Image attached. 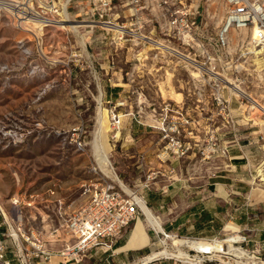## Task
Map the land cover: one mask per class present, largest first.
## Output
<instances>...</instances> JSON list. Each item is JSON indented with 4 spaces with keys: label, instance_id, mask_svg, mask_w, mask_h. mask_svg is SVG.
<instances>
[{
    "label": "built area",
    "instance_id": "2783aa9c",
    "mask_svg": "<svg viewBox=\"0 0 264 264\" xmlns=\"http://www.w3.org/2000/svg\"><path fill=\"white\" fill-rule=\"evenodd\" d=\"M206 0H4L0 1L15 27L36 35L40 39L47 31L67 32L68 22L77 25L71 31L80 42H73L70 54L72 64L78 66L83 58L94 74V83L100 87L101 76L96 70L97 57L108 62L105 80L111 84V72L116 67L118 55L129 67L126 99L115 103L105 102L106 115L113 138L121 131L119 110L127 107L131 115L143 117L145 109L151 108V127L160 134L163 142L156 158L160 163L185 160L194 152L199 161L227 158L228 145L218 139L219 127L237 131L233 102H237L239 118L250 127H259L257 120H264V107L249 92L242 89L247 83V61L252 50H264V0H219L223 5V18L213 35H209L202 20L200 5ZM72 5L74 14L67 11ZM72 18V20L70 19ZM71 24V25H72ZM78 31V30H82ZM101 33V37L95 35ZM103 34V35H102ZM233 34H241L233 48ZM85 38V40H84ZM252 48H243V44ZM95 43H100L94 55ZM76 44V45H75ZM130 54V58L127 55ZM243 60L239 63V60ZM163 62L169 72L181 71L187 76L181 89L182 100L163 99L159 92L160 105L149 100L150 86L145 80L150 74L148 63ZM238 62V64H236ZM96 65V66H95ZM165 73V72H164ZM243 73L244 74L243 76ZM141 80L142 82L138 83ZM144 82V83H143ZM99 92L95 107L102 106ZM264 127V124H260ZM205 129L203 138L196 140ZM260 140H264L259 135ZM78 150L84 143L74 139ZM143 164L144 157H137ZM171 171H173L171 169ZM93 172L102 182L89 186V199L73 211L63 228L68 240L57 251L61 264L80 262L91 249L111 250L114 241L143 215L140 202L141 191L150 187L151 172L140 184L125 190L119 183L106 176L96 164ZM100 182V181H99ZM12 205L20 204L18 199ZM30 205V204H28ZM5 226L10 238L11 251L1 241L0 263L46 264L51 259L42 236L25 230L22 223L9 218L0 208V227ZM165 240L179 239L175 234L158 231ZM58 237L57 230L51 232ZM190 240V239H188ZM205 245L204 248L188 250L189 260L197 264H264L259 251L247 247L249 238L241 231L231 232L222 239H191ZM162 243L166 247V242ZM192 253V254H190ZM11 254V259L8 258Z\"/></svg>",
    "mask_w": 264,
    "mask_h": 264
},
{
    "label": "rangeland",
    "instance_id": "374dc122",
    "mask_svg": "<svg viewBox=\"0 0 264 264\" xmlns=\"http://www.w3.org/2000/svg\"><path fill=\"white\" fill-rule=\"evenodd\" d=\"M200 10L207 33L213 35L223 18L221 1L206 0ZM67 11L74 14L71 4ZM67 30L47 31L38 39V34L15 27L8 13L0 8V208L9 218L22 223L25 230L48 240L54 238L51 236L54 230L58 239H66L63 228L69 215L89 199L86 189L102 182L93 172V167L99 166L93 149L95 137L103 148L101 114L104 113L108 127L107 160L112 173L106 174L99 166L100 170L132 188L131 179L136 172L133 164L139 156L125 150L127 139L123 133L113 138L105 111L102 107V111L96 109L94 100L103 89L94 83V74L88 69L85 57L78 66L72 64L73 42L78 45L80 40L71 34L70 27ZM241 36H232V47L237 50L240 45L236 43ZM243 48L252 50L247 40ZM252 53L246 66L247 83L242 89L264 107V50H252ZM179 78L181 83H176L171 93L161 90L163 97L175 98L182 91L187 78L183 73ZM257 122L264 124L263 119ZM75 138L84 143L83 151L77 149ZM260 162L254 175L255 183L263 187L264 161ZM13 199L20 202L18 207L12 205ZM0 232L5 234L1 241L11 251L6 227H0ZM160 240L166 242V247L161 243L156 251L175 250V245L171 246L163 236ZM180 249L188 253L190 248ZM7 256L11 259V254Z\"/></svg>",
    "mask_w": 264,
    "mask_h": 264
},
{
    "label": "crops",
    "instance_id": "0c3cea01",
    "mask_svg": "<svg viewBox=\"0 0 264 264\" xmlns=\"http://www.w3.org/2000/svg\"><path fill=\"white\" fill-rule=\"evenodd\" d=\"M95 35L101 37L99 31H95ZM100 46V43L94 44V55ZM105 54L103 51L102 56L97 57L95 66L103 89L101 107L107 111L105 102L115 103L126 99L129 67L122 63L124 55L119 54L117 65L111 72L113 82L109 84L104 72L99 69L108 66ZM127 58H130V54ZM148 68L150 74L142 81L151 87L149 100L160 105L159 92L162 94L161 90L164 89L166 93H171L176 83H181L179 76L183 72H169L163 62L156 60L149 62ZM182 97L180 92L175 98L166 96L163 99L171 98L179 102ZM127 105L119 110L120 134L123 133L127 139L125 150H132L137 156L142 154L144 157L143 164L137 160L133 164L136 172L131 180L134 184H140L149 173L159 172L152 177L150 187L141 191V195L145 206L158 220L162 232L185 239L207 240L222 239L231 232L241 231L249 238L247 247L259 251L264 259V186L255 183L257 177L254 175L262 163L260 161H264V143L261 144L259 139V135L264 137V127L260 123L259 127H250L243 122L234 101V118L239 124L237 131L232 132L224 127L218 129L219 142L229 146L227 158L199 161L193 152L185 160L160 163L156 155L163 142L159 132L151 127V108L145 109L144 116L139 118L131 115ZM199 129L201 133L196 140L201 142L205 127L200 126ZM144 216L140 215L138 221L123 231L111 250L91 249L80 262L71 264H188L172 257H158L144 262L161 247L160 233L149 225ZM139 221L143 226L141 230L137 227ZM67 240L55 237L52 240L44 239L46 248L52 254L46 264H61L57 251Z\"/></svg>",
    "mask_w": 264,
    "mask_h": 264
},
{
    "label": "bare ground",
    "instance_id": "6f19581e",
    "mask_svg": "<svg viewBox=\"0 0 264 264\" xmlns=\"http://www.w3.org/2000/svg\"><path fill=\"white\" fill-rule=\"evenodd\" d=\"M0 8H5L3 4L0 2ZM71 30L76 31L77 25H68ZM106 113V111H105ZM104 113L100 115L99 118V128L102 130V135L104 137L103 139V148L98 144L97 138L95 137L94 144H93V149L96 157L99 159L98 164L101 168L102 171H104L106 174H111V170H109V163L107 160V152L109 150L108 144L106 143V133H107V125H106V119H104ZM105 174V175H106ZM107 176V175H106ZM109 177V176H108ZM110 178V177H109ZM112 179V178H111ZM119 185L122 186L125 190V185L121 184L118 181ZM140 206L142 208L143 214L145 215L147 222L151 227H153L156 231H162L160 228V224L158 220L153 216V214L150 212L147 206L143 202H140ZM138 229L141 230L142 224L139 221L137 224ZM174 240V239H173ZM173 244L175 245V250L174 251H169L166 248L163 250H159L154 252L152 255L147 257L145 261L151 260L153 258H158V257H174L177 259H182L185 261H190L189 260V255L187 252H183L180 248L181 247H189L193 249H198V248H204L205 245L201 242L198 241H189V240H183V239H176L174 240ZM186 250V248H185Z\"/></svg>",
    "mask_w": 264,
    "mask_h": 264
}]
</instances>
